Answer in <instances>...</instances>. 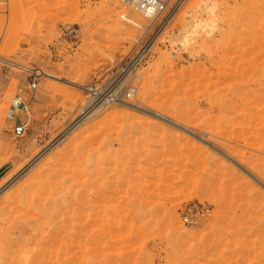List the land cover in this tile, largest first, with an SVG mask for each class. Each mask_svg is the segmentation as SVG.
<instances>
[{
	"label": "rangeland",
	"instance_id": "1",
	"mask_svg": "<svg viewBox=\"0 0 264 264\" xmlns=\"http://www.w3.org/2000/svg\"><path fill=\"white\" fill-rule=\"evenodd\" d=\"M167 2L0 0V264H264V0Z\"/></svg>",
	"mask_w": 264,
	"mask_h": 264
},
{
	"label": "built area",
	"instance_id": "2",
	"mask_svg": "<svg viewBox=\"0 0 264 264\" xmlns=\"http://www.w3.org/2000/svg\"><path fill=\"white\" fill-rule=\"evenodd\" d=\"M127 5H129L134 10L140 12L144 16H155L160 17L169 10V5L167 0H122ZM68 32H73V29H69ZM137 63L138 65L140 64ZM37 78H34L29 84L30 89L36 90L37 88ZM88 101L89 106H109L111 104H116L121 101L122 98H133L136 95L137 89L134 86L128 88V90L122 94L117 92V90H111L110 88L93 83L88 87ZM9 118L13 122V133L16 137H22L26 134L28 130V125L30 123L31 114L29 103L22 99V97H16L13 99L11 106L9 108ZM187 220V219H186Z\"/></svg>",
	"mask_w": 264,
	"mask_h": 264
},
{
	"label": "bare ground",
	"instance_id": "3",
	"mask_svg": "<svg viewBox=\"0 0 264 264\" xmlns=\"http://www.w3.org/2000/svg\"><path fill=\"white\" fill-rule=\"evenodd\" d=\"M242 1V3L245 1V0H241ZM228 3H229V0H223V1H220V0H198V7H200V8H198V10H199V14L201 13V15H204V14H208V15H215L218 11H220V10H222L225 6H227L228 7ZM260 8V7H259ZM261 9V8H260ZM11 11H14V10H11ZM218 14V13H217ZM252 14V13H251ZM254 15V14H253ZM249 17H250V15H249ZM248 17V18H249ZM252 18V17H251ZM250 18V19H251ZM255 18V17H254ZM258 18V17H257ZM260 18V17H259ZM196 21V20H195ZM195 21H194V24H193V26L195 27V26H197V23H195ZM200 21V19H198V26L200 25V23L201 22H203L204 21V23H206L205 22V20H203V21H201V22H199ZM23 22V21H22ZM135 23H137V22H135ZM138 24V23H137ZM203 24V23H202ZM201 24V25H202ZM132 25V24H131ZM134 26H136L135 24H133ZM133 26V27H134ZM138 26V25H137ZM192 26V25H191ZM190 26V27H191ZM204 26V25H203ZM205 27H206V25H205ZM205 27H204V29H205ZM141 28V27H140ZM199 28H201V27H199ZM189 29V28H188ZM194 30V28H191V30ZM195 29H196V27H195ZM203 29V28H202ZM203 31V30H202ZM189 32V31H188ZM187 32V33H188ZM192 32V31H191ZM217 32V31H216ZM226 32V31H225ZM224 31L222 32V33H225ZM215 32L214 31H203V33H198V35H199V40L201 39V40H203L204 42L205 41H207V40H212L214 37H215V34H214ZM190 33H188V34H186V32H185V35L186 36H184V38H183V36H182V39H181V41L183 40H186L187 39V35H189ZM225 34H227V33H225ZM224 34V35H225ZM221 35V34H220ZM260 35V34H259ZM258 36V35H257ZM189 37V36H188ZM264 37V36H263ZM186 41H188V40H186ZM6 60V59H5ZM12 63V62H11ZM20 68V67H19ZM23 68V67H22ZM24 70H26L27 71V69H24ZM29 71V70H28ZM34 72V71H33ZM36 73H38V71H35V74ZM41 74L42 75H44V76H47V77H55L53 74H51V73H48V72H41ZM37 75V74H36ZM57 79H59V80H61V81H63V82H67L68 83V81H66V80H64V78H57ZM210 82V81H209ZM120 102V101H119ZM121 103V102H120ZM123 104H124V102H123ZM130 106V105H129ZM95 107V106H94ZM131 107H132V105H131ZM133 107H135V108H138L137 106H134L133 105ZM93 110V109H92ZM91 110V111H92ZM91 111H89V112H91ZM88 112V113H89ZM8 116H9V112H8ZM163 170V169H162ZM17 176V175H16ZM15 176V177H16ZM14 178V177H13ZM136 182V181H135ZM153 183V182H152ZM154 184V183H153ZM111 187V186H110ZM108 188V187H107ZM140 190V189H139ZM124 193V192H123ZM120 194V193H119ZM129 196V195H128ZM51 197V196H50ZM107 197V196H106ZM133 197V196H132ZM145 197V196H144ZM143 199V198H142ZM78 200V199H77ZM42 201V200H41ZM151 201V200H150ZM58 201H55V202H52V203H50L48 206H47V209L49 210V209H52V210H56V208H57V203ZM103 202V201H102ZM99 204H102V203H99ZM126 204V203H125ZM103 206V205H102ZM39 208V207H38ZM80 208V207H79ZM78 208V209H79ZM17 209V208H16ZM77 209V211H79ZM14 210V209H13ZM18 210V209H17ZM99 210V209H98ZM116 210V209H115ZM127 210V209H126ZM40 211V210H39ZM133 211V210H132ZM62 212V211H61ZM82 212V211H81ZM80 212V213H81ZM115 212H119L118 211V208H117V210L115 211ZM78 213V212H77ZM125 213V212H124ZM115 214V213H114ZM117 214V213H116ZM29 215V214H28ZM32 215V214H31ZM82 215H84V214H82ZM125 215V214H124ZM65 216H67V215H65ZM69 216V215H68ZM68 216H67V218H68ZM75 216H78V215H75ZM75 216H73V217H75ZM128 216V215H127ZM129 216H130V214H129ZM37 217V216H36ZM79 217H80V215H79ZM81 217H83V216H81ZM88 217V216H87ZM131 217V216H130ZM77 218V217H76ZM63 219H65V217L63 218ZM79 219V218H78ZM131 219V218H130ZM36 220H38V219H36ZM68 220V222L70 221V219H67ZM66 220V221H67ZM64 221V220H63ZM76 221V220H75ZM78 221V220H77ZM82 221V220H81ZM83 221H85L84 220V218H83ZM27 222V221H26ZM61 222V221H60ZM86 222V221H85ZM67 223V222H66ZM82 222H80L79 221V224H81ZM89 223V222H88ZM93 223V222H92ZM61 224V223H60ZM59 224V226H62V225H60ZM64 224H65V221H64ZM83 224V223H82ZM71 225V224H70ZM84 225H85V223H84ZM82 226V230H84L85 228L87 229V227L86 226ZM100 225V224H99ZM114 225V224H113ZM106 226V225H105ZM112 226V225H111ZM114 227V226H113ZM33 228V227H32ZM60 228H62V227H60ZM71 228V227H70ZM93 228V227H92ZM22 229V228H21ZM64 229V228H63ZM63 229H61L62 231H63ZM89 229V228H88ZM96 229V228H95ZM100 229V228H99ZM127 229V228H126ZM106 230V229H105ZM108 230H110V229H108ZM53 231V230H52ZM66 231V230H65ZM65 231H64V233H65ZM80 231V230H79ZM85 231V230H84ZM91 230H89V232H90ZM104 231V230H103ZM119 231V230H118ZM58 232V231H57ZM56 232V233H57ZM70 232V231H69ZM82 232V231H81ZM87 232V231H86ZM111 232V231H110ZM59 233V232H58ZM71 233V232H70ZM70 233H67V234H69L70 235ZM83 233V232H82ZM96 232H94L93 234H95ZM113 232H111V234H112ZM119 233V232H118ZM36 234V233H35ZM59 234H61V233H59ZM98 234V233H97ZM115 234V233H114ZM55 235V234H54ZM62 235H63V233H62ZM61 235V236H62ZM68 235V236H69ZM72 235V234H71ZM71 235L69 236V237H71ZM52 236V235H51ZM58 236V235H57ZM56 237V236H55ZM57 239L59 238V237H56ZM61 238V237H60ZM64 238V237H63ZM84 238V237H83ZM69 239V238H68ZM74 239V238H73ZM72 239V240H73ZM88 239V238H87ZM103 239V238H102ZM54 240V239H53ZM61 240V239H60ZM63 240V239H62ZM75 240V239H74ZM82 240V239H81ZM84 240V239H83ZM82 240V241H83ZM57 241V240H56ZM92 241V240H91ZM93 241H95V240H93ZM55 242V241H54ZM73 242V241H72ZM56 243V242H55ZM54 243V244H55ZM71 243V242H70ZM82 243V242H81ZM101 243H104V242H101ZM76 244V243H75ZM79 244V243H78ZM77 244V245H78ZM98 244H99V242H98ZM105 244V243H104ZM53 245V244H52ZM28 246V245H27ZM66 246H69L70 247V245H66ZM81 246V245H80ZM79 246V247H80ZM103 246V245H102ZM29 247V246H28ZM44 247V246H43ZM27 248V247H26ZM44 249V248H43ZM67 249V248H66ZM65 249V250H66ZM95 249V248H94ZM69 250V249H68ZM25 251V250H24ZM28 252V251H27ZM68 252V251H67ZM31 253V252H30ZM66 253V252H65ZM31 255V254H30ZM84 255V254H83ZM25 257H27V255L25 256ZM25 257L23 258V259H25ZM29 257V256H28ZM78 257V256H77ZM78 258H80V257H78ZM11 259V258H10ZM30 259V258H29ZM26 260V259H25ZM66 262V261H65ZM68 263H71L72 261H71V258L67 261Z\"/></svg>",
	"mask_w": 264,
	"mask_h": 264
}]
</instances>
